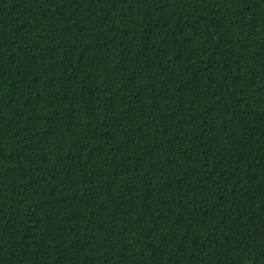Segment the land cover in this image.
Wrapping results in <instances>:
<instances>
[{
	"label": "trees",
	"instance_id": "1",
	"mask_svg": "<svg viewBox=\"0 0 264 264\" xmlns=\"http://www.w3.org/2000/svg\"><path fill=\"white\" fill-rule=\"evenodd\" d=\"M0 264H264V0H0Z\"/></svg>",
	"mask_w": 264,
	"mask_h": 264
}]
</instances>
